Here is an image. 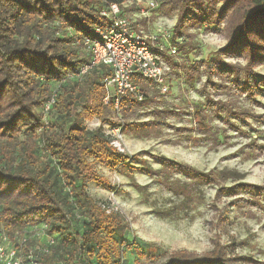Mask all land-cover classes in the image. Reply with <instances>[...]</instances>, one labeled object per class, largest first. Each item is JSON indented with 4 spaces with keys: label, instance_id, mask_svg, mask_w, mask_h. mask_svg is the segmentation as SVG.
<instances>
[{
    "label": "trees",
    "instance_id": "16d2710c",
    "mask_svg": "<svg viewBox=\"0 0 264 264\" xmlns=\"http://www.w3.org/2000/svg\"><path fill=\"white\" fill-rule=\"evenodd\" d=\"M123 1L0 0V226L7 231L43 226L45 235L38 243L47 247V252L37 257L38 264L122 262L121 248L125 246L123 234L127 226L118 213L107 211V205L92 197L88 188L90 184L105 189L112 187L99 168L127 175L128 169L137 166L132 164L133 158L111 144L114 138L104 127L119 126L121 133L142 138L152 136V132L160 130L159 124L166 123L161 121L163 112L156 108L157 119L136 120L139 110L154 106L152 97L159 90L151 81L138 74L132 76L143 98L138 100L131 93L125 95L119 106L122 122H114L110 114L117 113L112 99L103 102L106 96L103 80L111 76V69L97 64L80 74L91 59L84 41L94 37L95 27L109 22L100 12L112 3L121 6ZM169 3L170 11L176 14L171 41L177 49L175 54L164 51L161 57L169 71L183 73L190 87L205 76L197 89L205 103L193 109V124L186 128L187 143L216 148L228 136L225 128L220 131L209 124L205 109L212 111L214 119H219L221 111L226 110L220 102H214L209 89L227 87L229 94H234L244 85L239 83L237 64L222 59V54L243 57L246 72L250 66L264 63V0ZM223 24L227 42L209 61L190 64L176 61L181 49L192 47L191 30L213 31ZM211 75H216L217 80ZM165 77L170 88L171 78L166 73ZM259 77L258 85H264V76ZM51 99L53 103L44 112ZM230 111L225 116L236 115L245 121V112ZM92 119L98 125L89 128L86 122ZM223 121L242 130L228 118ZM158 133L154 136H159ZM168 141L179 144L176 140ZM159 159L161 170L142 169L165 178L164 185L180 194H185L189 184L179 181V185L171 184L166 170L186 173L199 182L230 178L222 175L224 172L214 176L189 164L165 157ZM237 185L253 186L243 182ZM227 248L218 247L205 256L180 252L160 264H240V258L225 256ZM154 253L155 250L151 251L150 256Z\"/></svg>",
    "mask_w": 264,
    "mask_h": 264
},
{
    "label": "rangeland",
    "instance_id": "374dc122",
    "mask_svg": "<svg viewBox=\"0 0 264 264\" xmlns=\"http://www.w3.org/2000/svg\"><path fill=\"white\" fill-rule=\"evenodd\" d=\"M151 1L154 7L148 8ZM170 1L173 0H124L121 8L136 29L145 33L171 32L176 14L170 11ZM191 32L192 47L178 52L175 57L178 63L209 61L227 42L224 24L213 31L199 28ZM221 57L237 64L239 83L244 82V85L234 94H229L227 87L212 88L209 89L210 95L226 112L243 111L246 116L242 121L236 115L225 116L226 112L221 111L219 119H214L212 111L205 109L209 124L219 127L220 131L225 128L228 138L224 144L210 148L203 143H187L189 130L186 128L193 124V109L205 103L204 96L197 92L205 76L202 75L200 81L190 87L181 71L166 70L171 78L168 93L154 92V106L143 107L136 119L137 122L157 119L156 108L163 112L161 121L166 123L159 124L160 130L148 137L138 138L120 132L118 144L113 145L133 158L132 164L137 168L128 169L127 175L99 168L112 187L105 189L96 184L89 185L90 195L107 205V211L118 213L127 226L120 264H160L180 252L205 256L221 246L228 247L226 257L240 258V264H264V85H258L257 81L259 76H264V63L252 65L246 72L243 57L224 54ZM211 78L217 80L216 75ZM110 117L114 122H122L121 117L113 112ZM226 118L242 130L223 121ZM86 123L89 128L98 125L96 119ZM104 129L109 134L111 129L108 131L107 126ZM157 132L160 135L155 137ZM168 140H176L179 144ZM162 157L189 164L214 176L224 172L222 175L230 178L214 180L213 183L199 182L186 173L166 170L171 184L179 185L178 181L189 184L185 194H180L164 185L165 178L150 175L142 169L161 170L159 158ZM242 182L253 186L237 185ZM154 250L156 253L150 256Z\"/></svg>",
    "mask_w": 264,
    "mask_h": 264
},
{
    "label": "built area",
    "instance_id": "2783aa9c",
    "mask_svg": "<svg viewBox=\"0 0 264 264\" xmlns=\"http://www.w3.org/2000/svg\"><path fill=\"white\" fill-rule=\"evenodd\" d=\"M147 7L153 8L154 3L149 2ZM141 13L144 11L141 10ZM100 14L109 22L105 26L95 27L94 37L84 41L91 59L89 64L82 67L80 74L97 64H105L111 69V76L103 80L106 90L103 102L107 103L111 98L113 109L120 116L119 106L125 95L131 93L138 100L143 98L142 91L131 80L134 74L151 81L160 93L168 92L169 85L165 77L168 65L161 53L166 51L175 54L177 47L172 43V33L169 31L145 33L133 28L119 4H110ZM51 103L53 99L46 103L44 112H47ZM110 133L114 138L111 144L116 146L120 127L111 129ZM44 235L43 226L25 231H7L0 226V264H38L37 257L47 252V247L38 243ZM46 239L52 242L48 237ZM31 240H34L33 243Z\"/></svg>",
    "mask_w": 264,
    "mask_h": 264
},
{
    "label": "crops",
    "instance_id": "0c3cea01",
    "mask_svg": "<svg viewBox=\"0 0 264 264\" xmlns=\"http://www.w3.org/2000/svg\"><path fill=\"white\" fill-rule=\"evenodd\" d=\"M131 25H132V24H131ZM132 27H133V28H135V26H134V25H132ZM135 29H136V28H135ZM96 121H97V120H96ZM108 131H109V128H108ZM110 131H111V130H110ZM110 131H109V132H110Z\"/></svg>",
    "mask_w": 264,
    "mask_h": 264
}]
</instances>
